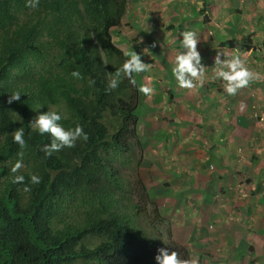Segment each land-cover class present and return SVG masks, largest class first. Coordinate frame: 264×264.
Returning <instances> with one entry per match:
<instances>
[{
    "label": "trees",
    "instance_id": "obj_1",
    "mask_svg": "<svg viewBox=\"0 0 264 264\" xmlns=\"http://www.w3.org/2000/svg\"><path fill=\"white\" fill-rule=\"evenodd\" d=\"M126 2L40 0L30 9L25 0H0V264H156L159 248L174 250L139 226L136 204L125 212L109 191L122 186L114 164L130 151L138 114L150 110L140 78L135 93L123 74L105 90L126 59L110 33ZM105 54L118 65L107 70ZM13 92L21 97L9 103ZM47 110L61 112L66 129L81 125L88 140L45 156L51 138L29 123ZM20 127L24 149L12 139ZM18 159L23 167L11 173ZM18 174L29 191L12 182Z\"/></svg>",
    "mask_w": 264,
    "mask_h": 264
},
{
    "label": "rangeland",
    "instance_id": "obj_2",
    "mask_svg": "<svg viewBox=\"0 0 264 264\" xmlns=\"http://www.w3.org/2000/svg\"><path fill=\"white\" fill-rule=\"evenodd\" d=\"M170 1L163 0L160 8L164 14L174 15L175 10L167 6L176 2L177 16L166 18L170 27L164 24L159 12V18L149 21L147 16H142L144 20L139 29L147 30L144 35L130 26L132 18L129 16L123 17L120 26L110 32L113 43L126 59V52L136 51L141 54L142 61L148 63V71L135 74V80L137 84L140 78L154 91L150 98L144 95L145 105L152 110L149 114L139 113L142 123L137 127V134H131L130 151L115 162L123 176V185L113 186L109 191L117 195L125 212H131L132 205L136 204L141 214L137 218L139 226L149 229L151 236L165 241L182 259L195 260L196 264H264V205L247 209L246 200L255 201L258 195L250 197L243 191L244 181L259 174L250 168L249 160L258 159L260 155L264 157V146L257 141L260 135L254 132L260 126L264 133V0L244 2L245 6L241 0H226L231 12L236 14L237 24L232 41L237 50L234 48L227 55H241L247 66L259 74L257 80L232 96L224 91V82L212 75L214 63L208 57L215 60L217 54L205 55L206 59H203L210 72L202 86L185 91L177 86L170 69L175 56L183 51L179 45L180 34L188 30L198 34L195 29L198 21L179 23L180 15L194 18L189 0ZM128 2L130 5L134 2L132 9L137 12L146 5L156 10L160 3L158 0ZM136 15L140 16V12ZM141 20L135 17L134 23ZM176 26L178 31L172 29ZM206 29L200 32V37ZM147 34L151 36L149 41ZM153 40L157 41L155 47L151 44ZM243 40L250 45L249 50L242 49ZM94 43L101 44L96 36ZM220 45L212 50L218 51L223 59L225 53ZM197 46L205 49L203 45ZM103 60L107 70L118 65L117 60L109 59L106 54ZM38 67L41 68L39 72L44 70L42 64ZM132 88L129 92L135 93V84ZM206 120L212 121V125ZM222 132L224 144L220 147L211 145L210 138L213 135L217 138ZM215 148H220V154L226 156L224 159L216 157L220 163L212 161L216 154H210V151ZM229 163L231 168L226 166ZM218 165L226 169L222 171L223 175L215 174ZM254 182L258 188L264 185L261 178ZM208 191L213 198L206 207L204 195ZM210 213L215 217H210ZM233 219L242 222L239 228L231 223ZM243 222L260 235L250 239L249 245L240 238L244 233ZM232 241L242 244L240 249H235L242 251L238 262Z\"/></svg>",
    "mask_w": 264,
    "mask_h": 264
},
{
    "label": "clouds",
    "instance_id": "obj_3",
    "mask_svg": "<svg viewBox=\"0 0 264 264\" xmlns=\"http://www.w3.org/2000/svg\"><path fill=\"white\" fill-rule=\"evenodd\" d=\"M126 2V14L123 16H129L132 18L131 25L136 27V29H139L141 26V22L144 20L143 17L148 18V21L151 19L157 18V13H161V17L164 20V24L167 25V28L171 25L166 24L169 16L172 18H175L177 16L176 12V2L174 0H171L170 2H174L173 4H168V8H171L175 10V14H164V10H160L162 8L163 0H158L160 3L158 4L156 10H153L152 7L146 5L145 8L139 10L140 16H137L138 12L136 10L132 9V5L130 2ZM242 6H245L244 2H250L251 0H241ZM169 2V3H170ZM226 0H189V5L191 6V13H193L194 18L186 17V16H179L180 21L179 23L185 22L186 24L192 20H197V24H195V29L198 31V34L195 31L188 30L184 31L180 34L182 37L180 40V49L181 51L179 54L175 56L173 66L170 69L171 75L174 77L176 84L179 88H183V90H191L195 87L202 86L205 82V76H209V67L205 66L202 63V57L205 55L203 52V49L201 47H198L197 45L202 43H205L207 46H218L219 44L222 50L224 48H229V50H226L223 54V59L221 58V54L218 53V51H214L212 49H215L212 47L211 54H217L215 57L214 62V78L219 79L223 81V89L224 91L229 95H235L237 94L238 90L245 88L249 86V84L257 80L259 78V74L255 73L252 69H250L247 66L246 59L243 58L239 54H234L231 57L227 55L230 51H233L234 48L237 50V45L233 46L234 42L232 43L234 39V34L237 29L236 24V14L234 12H231V10L228 7V4L226 3ZM40 0H25V6L30 9H36L39 7ZM205 7V10L203 8ZM159 8V9H158ZM148 10H153L152 12H148ZM214 10V12L211 14V11ZM143 16V17H142ZM138 17L142 20L138 23H134V18ZM159 18V17H158ZM127 24V22H126ZM125 25V22L123 23V26ZM116 26L115 28L119 27ZM130 26L127 25V28L129 30ZM184 27V26H183ZM178 26L172 28L174 30H177ZM208 28V29H206ZM203 29H206L204 33H202V36L200 37V32L203 31ZM141 31L142 35L144 33L146 34L147 30H138L137 32ZM178 31V30H177ZM173 32V31H172ZM152 33V32H151ZM138 34V33H137ZM220 36V37H218ZM219 39H218V38ZM142 39V38H141ZM147 41L151 39V36L149 34L146 35ZM239 39V38H238ZM244 39V38H241ZM244 47L246 46L247 42L243 40ZM155 43H157L156 40H153L151 42L152 46L155 47ZM243 47V46H242ZM251 48V47H250ZM179 49V50H180ZM243 50H249L242 48ZM125 56L127 59L123 62V64L115 70V76L110 78L107 83L106 91L116 89L119 84V78L121 74L125 78L129 80L130 83L136 84L135 80V74H140L148 71V63H145L141 59V54H138L136 51L126 52ZM264 72V71H263ZM73 77L79 78L80 73L77 71H73L71 73ZM94 83V81L92 82ZM138 91L144 94L146 97H151L153 94V87H151L149 84H140L138 86ZM21 97L20 92H13L8 97V102L11 103L12 101H17ZM196 103V102H195ZM144 106L147 108L149 106ZM150 108V107H149ZM65 108L62 110L64 111ZM143 110V109H142ZM144 111L143 114H149L150 111ZM139 115V114H138ZM63 115L59 111L54 110H47L45 112H40L38 115L35 116V118L29 123L32 128L41 136L44 134H48L51 138L50 143L45 144L42 146L41 151L44 153L45 156H51L54 152H59L64 148H73L78 140H88V134L84 131L83 127L79 124H77L74 128H65L62 126L59 122L62 120ZM138 126L142 123L139 121L138 116ZM208 123L212 124V121H208ZM137 130V127H136ZM12 139L15 143H17L20 147V149H24L26 146V141L24 139V130L22 127L17 128L12 133ZM211 139V138H210ZM130 141V139H128ZM214 139L211 141V145L215 146ZM131 143V142H130ZM130 143L128 144L130 146ZM216 150V148H215ZM215 150H211L210 154L215 153ZM127 154V153H126ZM20 156L23 155V152L21 151L19 153ZM125 155V154H124ZM122 157V156H121ZM213 160L215 159L214 156H212ZM217 161V159H215ZM250 164L252 166H255L258 168V173L260 174L262 171L261 169L264 168V157L258 156L257 158H251L249 160ZM219 163V162H218ZM116 166V164H114ZM23 167L22 160H17L11 167L10 172L11 173H17L21 168ZM117 169V175L121 179L122 185H123V176L119 174L118 168ZM260 178L263 180L264 178L262 176L260 177H252V180L259 182ZM25 176L23 174L14 175L12 178V182L14 184H23L24 185V191H29V187L27 184L24 183ZM29 181L31 184H39L40 183V177L36 174H32L29 177ZM251 180H245V187L243 188V191L246 195L252 196V195H258L257 199L254 201L258 206L263 207L264 205V185L261 188H258V186L253 187V189H249L246 182ZM206 193L204 195V199L207 201L204 202V205L206 207H209L212 203L213 194ZM248 209V208H247ZM231 212H237L232 211ZM210 217H215V214L210 213ZM231 223L236 227L239 228L240 224L242 223L240 220L233 219L231 220ZM244 224V233L242 235V240L245 239V241L248 243L250 242V239L254 237H260V235L253 230L250 227H247ZM249 225V224H248ZM250 226V225H249ZM234 234V233H233ZM232 234V235H233ZM234 236V235H233ZM239 236V235H238ZM236 234V237H238ZM235 237V236H234ZM237 240V238H236ZM244 242V240H243ZM242 244H235L232 241V248L240 249L238 248ZM252 249V248H251ZM235 251V250H234ZM242 256V251H241ZM240 256V257H241ZM156 264H196L195 260L190 259H182L180 255L176 251H169L167 248H159L157 251V255L155 256ZM258 264V262L256 263Z\"/></svg>",
    "mask_w": 264,
    "mask_h": 264
},
{
    "label": "crops",
    "instance_id": "obj_4",
    "mask_svg": "<svg viewBox=\"0 0 264 264\" xmlns=\"http://www.w3.org/2000/svg\"><path fill=\"white\" fill-rule=\"evenodd\" d=\"M153 10H148V12H152ZM214 12V10H212L211 11V14ZM241 38V37H240ZM239 38V39H240ZM202 45L205 47V49H203V52H204V54L208 57L209 55L210 56H212L213 54H211V49H212V47L213 48H215L214 46H212L211 44L210 45H208V46H205L206 44L205 43H202ZM226 50H229V48H224L222 51H226ZM205 55L202 57V63L205 65V61L203 60V59H206V57H205ZM209 58V61H211V62H214V59H210L211 57H208ZM206 66V65H205ZM262 124H264V122L262 123ZM262 124H260V125H262ZM212 125V124H211ZM264 126V125H263ZM260 127V126H259ZM257 128L254 132L255 133H258L259 135H260V139H258L257 141H258V144L259 145H262V146H264V133L261 131V129L260 128ZM216 136H214L213 135V137H211V141L214 139L215 141H214V143H217L215 146L216 147H220V146H222L223 144H224V138H221V137H224V132H222V133H220L219 135L217 134V138H215ZM249 144H251L250 142H249V140H248V145ZM220 153H222L221 152V149L220 148H216V150H215V154H216V156H215V158L217 157V158H222V159H224V157H226L225 155H222V154H220ZM224 156V157H223ZM216 158V159H217ZM215 160V159H214ZM213 159H212V161H214ZM217 163L219 162V160L217 159V161H216ZM220 163V162H219ZM237 165H238V163H237ZM228 168H231V165H230V163L229 164H227L226 165ZM238 167V166H237ZM250 168L253 170V172L254 171H258V168L257 167H255V166H250ZM223 170H226L224 167H221V166H219L218 165V168H217V170H216V172H215V174L216 175H219V174H222L223 175V173H222V171ZM261 173L260 174H255V177H258V176H262L263 178H264V168L263 169H261ZM226 172V171H225ZM224 172V173H225ZM263 182H264V179H263ZM244 184H245V181H244ZM246 184H247V186H249L250 187V189H253V187H256L257 186V183H255L253 180H251V181H248V182H246ZM247 202H248V204H249V207H247V208H253V209H255L256 207H260V206H258L254 201H251V200H249V199H247L246 200ZM244 206V205H243ZM244 207H246V206H244ZM257 214H260V212H257ZM222 239V238H221ZM244 241H245V239H243ZM226 245L228 246L229 244L228 243H226ZM234 250H235V248H234ZM235 252H237L236 250H235ZM241 256V251H238L237 253H236V259H237V262L240 260V257Z\"/></svg>",
    "mask_w": 264,
    "mask_h": 264
}]
</instances>
